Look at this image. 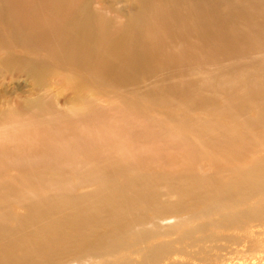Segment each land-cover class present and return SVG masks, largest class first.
Segmentation results:
<instances>
[{
    "label": "bare ground",
    "instance_id": "bare-ground-1",
    "mask_svg": "<svg viewBox=\"0 0 264 264\" xmlns=\"http://www.w3.org/2000/svg\"><path fill=\"white\" fill-rule=\"evenodd\" d=\"M260 258L264 0H0V264Z\"/></svg>",
    "mask_w": 264,
    "mask_h": 264
},
{
    "label": "rangeland",
    "instance_id": "rangeland-1",
    "mask_svg": "<svg viewBox=\"0 0 264 264\" xmlns=\"http://www.w3.org/2000/svg\"><path fill=\"white\" fill-rule=\"evenodd\" d=\"M117 7H122V6H124V4H122V3H119V4H117L116 5ZM91 189V187H88V188H85V189H82L81 190V192H85V191H88V190H90ZM224 253V252H223ZM246 257H248L249 258V256L248 255H246ZM185 262V261H184ZM179 264H180V262H179ZM181 264H183V263H181ZM185 264H187V263H185ZM237 264V263H236ZM245 264H264V260L263 259H257V260H255L254 262H248V263H245Z\"/></svg>",
    "mask_w": 264,
    "mask_h": 264
}]
</instances>
